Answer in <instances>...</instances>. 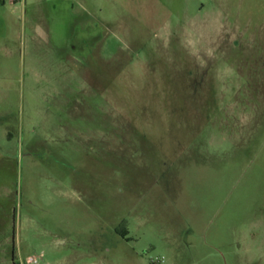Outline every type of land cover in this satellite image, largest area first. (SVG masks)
<instances>
[{"label": "rangeland", "instance_id": "obj_1", "mask_svg": "<svg viewBox=\"0 0 264 264\" xmlns=\"http://www.w3.org/2000/svg\"><path fill=\"white\" fill-rule=\"evenodd\" d=\"M0 264H264V0H0Z\"/></svg>", "mask_w": 264, "mask_h": 264}, {"label": "built area", "instance_id": "obj_2", "mask_svg": "<svg viewBox=\"0 0 264 264\" xmlns=\"http://www.w3.org/2000/svg\"><path fill=\"white\" fill-rule=\"evenodd\" d=\"M30 261H33V259H32V258H30Z\"/></svg>", "mask_w": 264, "mask_h": 264}]
</instances>
